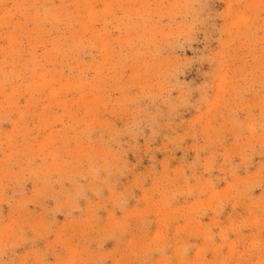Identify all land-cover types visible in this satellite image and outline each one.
<instances>
[{
  "label": "rangeland",
  "instance_id": "374dc122",
  "mask_svg": "<svg viewBox=\"0 0 264 264\" xmlns=\"http://www.w3.org/2000/svg\"><path fill=\"white\" fill-rule=\"evenodd\" d=\"M0 264H264V0H0Z\"/></svg>",
  "mask_w": 264,
  "mask_h": 264
}]
</instances>
